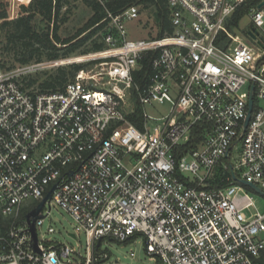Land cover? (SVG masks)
Segmentation results:
<instances>
[{
	"label": "built area",
	"instance_id": "1",
	"mask_svg": "<svg viewBox=\"0 0 264 264\" xmlns=\"http://www.w3.org/2000/svg\"><path fill=\"white\" fill-rule=\"evenodd\" d=\"M166 2L172 31L135 39L139 4L104 5L103 48L52 60L85 65L62 89L22 87L41 61L0 65V264H98L104 240L138 236L150 264H264V209L234 179L264 197V0ZM240 10L248 30L234 34ZM156 104L164 115L148 112ZM53 207L75 244L40 234L56 232L45 224Z\"/></svg>",
	"mask_w": 264,
	"mask_h": 264
},
{
	"label": "trees",
	"instance_id": "2",
	"mask_svg": "<svg viewBox=\"0 0 264 264\" xmlns=\"http://www.w3.org/2000/svg\"><path fill=\"white\" fill-rule=\"evenodd\" d=\"M10 14L15 11V3L18 0H11ZM72 0H30L26 6H21L22 13L14 18H9L5 2L0 0V65L3 70H10L15 65H25L31 62H39L43 59L54 60L66 57L76 51L86 52L103 48L104 44L100 34H96L106 24L105 7L112 12L136 3L145 7H155L156 35L160 37L164 33H170L172 28L168 19L166 0H81L91 14L83 25L73 35L61 37L59 34L60 25L67 19L71 11ZM65 10L62 12V9ZM242 10L237 11L232 19L237 18ZM231 19V20H232ZM139 20V19H137ZM136 21V20H134ZM133 21V22H134ZM82 32H85L80 36ZM79 36V37H78ZM89 44V45H87ZM87 45V47H85ZM8 58V59H7ZM7 59V60H6ZM10 64V65H9ZM85 65L71 64L66 68L58 67L53 72H46L42 76H25L21 79L22 87L31 86L40 90L62 89L68 80H72L79 70ZM147 71V72H146ZM150 73L149 60L143 61L142 67L133 73L134 81L143 86L145 75ZM71 76V78H68ZM130 118L140 125L141 115L139 106L135 114ZM201 130L193 129L189 146H194L199 139ZM23 216V213H22ZM4 220L0 214V224Z\"/></svg>",
	"mask_w": 264,
	"mask_h": 264
},
{
	"label": "rangeland",
	"instance_id": "3",
	"mask_svg": "<svg viewBox=\"0 0 264 264\" xmlns=\"http://www.w3.org/2000/svg\"><path fill=\"white\" fill-rule=\"evenodd\" d=\"M5 2L7 11L9 14V18L17 17L22 13L21 6H26L29 4L30 0H18L15 3V11L10 14V5L12 4L11 0H2ZM139 20L131 21L127 24V30L129 37L135 38H152L151 36L156 35V21H155V7L149 5L145 7L144 5L139 6ZM65 10V7L62 9V12ZM91 14L90 9L82 3L81 0H72L71 1V11L67 15V19L64 23L60 25L59 34L61 37L73 35L76 33V30L80 28L83 23L87 20L89 15ZM249 18L241 13L237 18H234L229 23V29L238 34H244L245 31L248 30ZM234 32V34H235ZM85 32L80 34L83 35ZM79 37V36H78ZM89 45V44H87ZM87 45L85 47H87ZM83 48L80 49V51ZM71 55V54H70ZM69 55V56H70ZM8 59V58H7ZM6 59V60H7ZM63 59V58H61ZM43 63L40 69L32 72L28 76H36L40 77L42 74L46 72H53L58 67L66 68L71 64H67L66 61H52L43 59L41 60ZM10 65V64H9ZM19 65H15L12 69L16 68ZM10 69V70H12ZM75 77V76H74ZM68 78H71L69 76ZM72 79V78H71ZM74 79V78H73ZM167 111V106L156 104L154 108L148 109L150 114L155 116H162ZM201 136V135H200ZM255 199L259 208L264 209V197L260 194H255ZM71 218L69 215L63 211L59 207H53L51 209V213L49 218L46 219L45 224L50 223L55 227L56 232L53 234H46L45 229L40 230V234H44V237H50L54 241L61 243H73L75 241L68 235L69 232L73 231V227L71 224ZM44 224V225H45ZM80 244H82V248L85 245V238L83 235H80L78 238ZM101 253H106L107 258L98 264H150L152 263L149 259V255L144 250V241L141 236H138L134 241L121 243L113 240H104L100 245ZM82 249V253H83ZM131 252H134L135 255L131 256Z\"/></svg>",
	"mask_w": 264,
	"mask_h": 264
},
{
	"label": "water",
	"instance_id": "4",
	"mask_svg": "<svg viewBox=\"0 0 264 264\" xmlns=\"http://www.w3.org/2000/svg\"><path fill=\"white\" fill-rule=\"evenodd\" d=\"M248 34L251 36V37H255V34L252 30H249L248 31ZM253 88H254V84H251V89H250V93H249V102H248V113H247V116L244 120V125L246 126L249 119H250V113H251V109H252V97H253ZM71 174V173H70ZM235 180L239 181L241 184L253 189L255 192L257 193H261L260 189L258 187H256L254 184L250 183V182H247L246 180H243V179H237L236 177H234ZM56 187V184H54L49 192L45 195V197L37 204V206L30 212H28L26 214V218L29 219L30 217L31 218H34V217H37L38 216V212L41 210L44 202L47 200V199H50L51 197V193L52 191L55 189ZM30 231L32 232V236L34 238V240L36 239V236H35V230H34V227L31 225L30 227Z\"/></svg>",
	"mask_w": 264,
	"mask_h": 264
}]
</instances>
